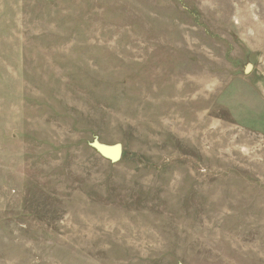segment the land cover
Masks as SVG:
<instances>
[{
	"label": "rangeland",
	"instance_id": "rangeland-1",
	"mask_svg": "<svg viewBox=\"0 0 264 264\" xmlns=\"http://www.w3.org/2000/svg\"><path fill=\"white\" fill-rule=\"evenodd\" d=\"M0 264H264V0H0Z\"/></svg>",
	"mask_w": 264,
	"mask_h": 264
},
{
	"label": "water",
	"instance_id": "water-1",
	"mask_svg": "<svg viewBox=\"0 0 264 264\" xmlns=\"http://www.w3.org/2000/svg\"><path fill=\"white\" fill-rule=\"evenodd\" d=\"M252 66L247 64L244 69V74H248ZM100 158L108 161L110 164L118 163L122 158V145L119 143L113 145L102 144L96 137L93 138L92 142L88 144Z\"/></svg>",
	"mask_w": 264,
	"mask_h": 264
},
{
	"label": "trees",
	"instance_id": "trees-1",
	"mask_svg": "<svg viewBox=\"0 0 264 264\" xmlns=\"http://www.w3.org/2000/svg\"><path fill=\"white\" fill-rule=\"evenodd\" d=\"M124 158V153H122V159Z\"/></svg>",
	"mask_w": 264,
	"mask_h": 264
}]
</instances>
